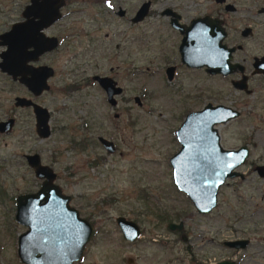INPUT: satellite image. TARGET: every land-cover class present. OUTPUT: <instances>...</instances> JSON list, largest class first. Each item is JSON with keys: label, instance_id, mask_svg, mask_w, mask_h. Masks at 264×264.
<instances>
[{"label": "rangeland", "instance_id": "374dc122", "mask_svg": "<svg viewBox=\"0 0 264 264\" xmlns=\"http://www.w3.org/2000/svg\"><path fill=\"white\" fill-rule=\"evenodd\" d=\"M70 1L65 11L73 13L53 29L61 38V46L52 56L54 92L42 98L52 112L54 132L45 141L32 136L24 145L16 144L15 134L0 140V185L7 198L37 185L24 162L14 158L16 153L30 150L41 155L44 164L52 165L59 185L73 197L76 208L85 214L98 212L94 207L100 209V215L95 216L100 234L77 264H194L193 258L217 262L232 257H237L238 264H264V178L251 173L244 181L228 180L219 190L216 208L202 216L176 192L170 165V158L179 150L175 132L183 114L207 102L241 109L242 118L218 127L221 145L235 148L250 142L251 162L264 165L262 94H233L223 84L211 81L206 82L212 86L209 94L198 92V101L185 100L195 90L193 86L201 84L192 75L182 73L174 85L178 92L172 93L175 89L161 75L156 79L142 74L147 66L151 72L163 67L160 50H154L162 34L149 38L150 49L142 50L140 39L133 42L141 35V27L127 31V25L115 21L118 6L134 11L150 1L154 12L174 8L188 16L194 10L204 11L208 0ZM28 3L0 0L5 31L20 19V11ZM130 37L133 43L119 49L120 56H116L117 43ZM106 73L123 89L117 110L107 105L97 86L86 84L92 75ZM72 86L78 89L61 91ZM15 95L14 89L11 94H0V105L7 110ZM133 97L140 98L141 107L134 101L126 105L125 98ZM114 114L119 118L114 119ZM19 120L23 126L17 127V133L32 129L31 116L20 115ZM84 136L92 141L88 150L73 148L72 142ZM99 136L113 140L117 152L107 154L97 142ZM98 158L104 160L95 167L92 163ZM7 198L0 205V264H21L17 236L25 227L14 222L13 205ZM119 216L140 226L142 237L137 244L128 246L123 241L114 223ZM163 216L168 219L161 220ZM242 239L250 244L238 253L223 246L225 241Z\"/></svg>", "mask_w": 264, "mask_h": 264}, {"label": "flooded vegetation", "instance_id": "af4514ba", "mask_svg": "<svg viewBox=\"0 0 264 264\" xmlns=\"http://www.w3.org/2000/svg\"><path fill=\"white\" fill-rule=\"evenodd\" d=\"M31 0H29L30 3ZM24 6L22 11H20V19L12 23L8 30L5 31L4 24L0 21V37L6 34L11 30L13 25L22 24L25 22L23 19V13L25 8L29 5ZM149 3L148 11L143 14L142 12L139 13L140 8L145 4ZM71 1L70 0H63V6L59 10L60 18L51 24L49 27L45 28L42 31V35L46 39H56L57 46L54 50L50 52H46L40 55L36 60L29 61L26 63V67L33 69L38 68H48L52 71V75L46 80L47 89L40 92V93H33L28 89L26 85H23L19 80L20 77H17L16 80H13L9 75L2 72L0 70V94H11L12 89L16 91V94L10 101L8 109L5 110L3 105H0V140L5 139L7 137H11L14 134L18 136L16 140L17 145H24L27 142V139H31L32 136L35 139L40 141H45L51 137L54 132V128H52L51 120H52V112L42 103V98L51 95L54 92V86L52 81L56 77V71L53 67V54L59 49L61 46V38L53 34V29L57 27L63 19L73 12L65 11L68 7H70ZM151 2L146 1L142 2L139 7L136 8L134 11H128L126 8H122L123 6L116 7L115 13V21L119 24H125L128 26V30H132L135 27H141V35L136 37L133 41V38H126L125 43L119 42L117 43L118 51L115 52L116 56H120V50L123 49L124 46L130 45L129 43L136 42L140 39L141 41V48L142 50H149L150 49V40L154 35L162 34L160 38V42L155 43L157 48L154 50H160V58L162 60L163 67H156L154 71H150V67H145L142 71V74L147 76H155L154 78H158L161 75L162 79L169 83L172 89V93L178 92V89L174 87L177 84V80L179 79L182 73L187 75H192L196 81L201 82V86L195 85L193 88L195 89L191 92L188 96H186L185 100H195L198 101L199 96L198 92L202 94H209L212 91L211 83L207 84L206 82H218L223 84V87H226V90L233 94H238L241 96L244 95H251L254 93H258V96L263 98L264 101V0H208V4L204 11H192L191 15L183 14L178 9L172 8H163L161 11L154 12L151 10ZM246 7V8H245ZM1 15V13H0ZM141 18L140 20H138ZM137 22H136V21ZM153 20L157 21V24H153ZM119 21V22H118ZM154 25V26H152ZM152 31H149V28ZM191 28L192 32L187 34V30ZM117 32V31H116ZM152 32V34H151ZM123 34V33H122ZM133 41V42H132ZM3 41L0 39V64L2 63L1 56L7 50L6 46L3 45ZM202 47L204 46L205 49L208 50V56L210 62H212L213 66H202V67H189L182 61L181 52L187 50L190 51L193 47ZM153 46V45H152ZM28 51H33V49H29ZM201 51V50H200ZM206 54V53H205ZM131 60V58H128ZM30 69V70H31ZM28 70V71H30ZM152 70V69H151ZM133 74V71L131 72ZM30 78V76H27ZM98 79H108L113 87L109 84V93L104 90L103 86L99 84ZM216 80V81H214ZM164 83V82H163ZM86 84L95 85L97 88L104 94V98L106 100L107 105L111 107L112 110H117L119 107V103L121 100H117L123 94V89L121 86L118 85L117 80L114 79L112 74H94L89 79H87ZM165 84V83H164ZM166 85V84H165ZM167 87V86H166ZM224 87V88H225ZM78 87L72 86L70 88L63 87L61 91L64 93H68V91L77 90ZM120 90V93L116 94L114 90ZM168 89V87H167ZM203 96V95H202ZM26 100L30 102L33 106H38L41 109L46 111V115L48 117L47 126L49 131V136L47 138H41L37 131V122L38 119L34 113V108L32 106H22L16 105V100ZM130 101H134L137 106L141 107L142 102L139 97H133L131 100L125 98L126 105L129 104ZM207 106L216 107L210 102L202 104L200 108H196L195 110H187L183 115V121L180 122L178 129L182 126L186 117L190 114L197 113L205 109ZM222 106L227 109L232 110L238 117H236L232 121H236L243 117V113L241 109L231 106H224V105H217ZM128 109V107L126 108ZM20 115L31 116L33 121V127L30 128L28 131L18 132L17 127H22L23 124L19 120ZM118 114H114V119H118ZM228 122V123H229ZM226 123V124H228ZM225 125V124H224ZM86 125L84 124V128ZM218 127V126H217ZM31 133H30V132ZM81 132V131H80ZM175 132V135H176ZM219 134V131H218ZM220 136V135H219ZM176 138V136H175ZM105 140L109 143V149L105 147L99 140ZM179 150L180 151L181 145L179 144L178 140L176 139ZM89 138L85 136L83 139L77 143H73V148H77L82 152L88 150L90 143ZM97 142L102 146L104 151L107 154H114L117 152V146L113 140H108L103 137H98ZM220 145H221V137H220ZM222 146V145H221ZM91 148V147H90ZM223 148V147H222ZM226 151H237L240 149L247 150V158L245 162L236 170L239 176L236 178L239 181H244L245 177L251 173H256L260 178H264V165L256 164V162H251V143H244L235 148H223ZM58 152H56L57 154ZM176 153V154H177ZM54 154V153H53ZM175 154V155H176ZM173 155V156H175ZM172 156V157H173ZM37 157L41 166L47 167L52 170L53 174L55 175V180L53 184L56 185L61 194L69 197V207L73 208L77 214L79 219L86 221L90 227L92 228V234L83 249L82 256L88 251L90 246L96 243V238L100 234L99 224H97V218L95 216L100 215L99 208L94 207L92 210L98 212H89L87 214L83 213L81 209L76 208L73 204V197L66 194L62 187L59 185V177L56 171L53 169L52 165H46L43 163V158L36 152H32L27 150L26 152L16 153L14 156L15 160H20L21 163L27 167V170L32 174L34 180L36 181L37 185L34 187L33 190L27 191L26 193L19 194L16 197H9L7 198L6 190L2 185H0V205L5 204V199L9 203L13 205V220H15L16 209L18 205V199L23 196H33L36 195L42 187L43 181L38 180L35 175L34 170L30 167L28 158ZM171 157V158H172ZM170 158V160H171ZM104 159H96L93 162V166L97 167L100 164V161ZM258 163V161H257ZM19 164V163H18ZM1 168V165H0ZM228 181V180H227ZM226 181V182H227ZM225 182V184H226ZM224 184V185H225ZM174 185V183H173ZM223 185V186H224ZM222 186V187H223ZM221 187V188H222ZM175 190L177 188L174 186ZM220 188V189H221ZM181 195H186L180 191H176ZM219 194V191H218ZM187 198V197H186ZM189 203L192 205L190 200L187 198ZM218 200V195H217ZM218 204V203H217ZM193 206V205H192ZM217 206V205H216ZM194 208V206H193ZM195 209V208H194ZM214 210V209H213ZM212 210V211H213ZM211 211V213H212ZM197 212V211H196ZM210 214V213H209ZM203 216V215H202ZM206 216V215H204ZM10 218V217H9ZM124 218L126 221L133 222L140 231L139 237L134 242H128L123 238L120 228L117 225V219ZM167 216L161 217V220L166 221ZM100 221V220H99ZM114 223L116 228L120 231L121 237L123 241L128 244V246H133L137 244L138 240L142 237V230L140 226L131 220H127L125 217L119 216L114 219ZM17 224V223H16ZM173 223H168L167 227L169 228ZM19 225V224H18ZM21 226V225H19ZM23 227V226H21ZM27 232V228L25 231L17 236V242L20 236ZM246 242L244 248L234 249L227 246V243L232 242ZM249 241L242 239V240H228L223 243V246L227 249L235 251L238 253L246 249L249 246ZM82 258V257H81ZM194 264H221V263H232L238 264L237 257H232V259H223L217 262H198L194 259ZM80 262V261H79ZM77 264V263H76Z\"/></svg>", "mask_w": 264, "mask_h": 264}, {"label": "water", "instance_id": "95a60500", "mask_svg": "<svg viewBox=\"0 0 264 264\" xmlns=\"http://www.w3.org/2000/svg\"><path fill=\"white\" fill-rule=\"evenodd\" d=\"M62 6L63 0H31L23 13L25 22L13 25L9 32L0 37L7 48L1 56L0 70L13 80L20 77L19 81L33 93L47 89L46 80L52 71L48 68L32 70L25 65L56 48V39L44 38L42 31L60 18L59 10ZM148 8L149 3H145L139 13L145 14ZM190 29L187 34L192 32ZM181 56L183 63L189 67L213 66L204 46L193 45L187 53L182 51ZM98 82L107 92L109 84L113 87L108 79H98ZM114 91L120 93L119 89ZM19 104L34 108L38 119V134L41 138H47L49 131L46 111L26 100H16V105ZM236 117L238 114L225 107L207 106L200 112L188 115L176 132L181 148L170 160L173 183L200 215H208L216 208L218 191L227 180L239 176L236 170L247 158L246 149L226 151L220 145L218 127ZM99 141L109 149L108 142L102 139ZM28 161L43 184L36 195L18 199L15 220L27 228V232L18 239L17 257L21 264H76L81 260L92 228L86 221L79 219L77 212L69 207L70 198L62 195L53 184L55 175L52 170L41 166L37 157L28 158ZM117 225L128 242H134L140 235L139 228L124 218H118ZM226 245L242 249L246 242Z\"/></svg>", "mask_w": 264, "mask_h": 264}, {"label": "snow or ice", "instance_id": "6c2138e0", "mask_svg": "<svg viewBox=\"0 0 264 264\" xmlns=\"http://www.w3.org/2000/svg\"><path fill=\"white\" fill-rule=\"evenodd\" d=\"M109 6H111V5H109Z\"/></svg>", "mask_w": 264, "mask_h": 264}]
</instances>
